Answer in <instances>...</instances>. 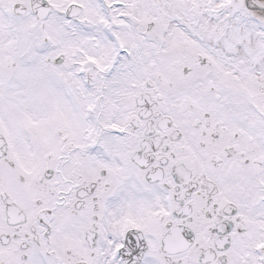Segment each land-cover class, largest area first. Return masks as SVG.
I'll use <instances>...</instances> for the list:
<instances>
[{"label": "snow or ice", "instance_id": "1", "mask_svg": "<svg viewBox=\"0 0 264 264\" xmlns=\"http://www.w3.org/2000/svg\"><path fill=\"white\" fill-rule=\"evenodd\" d=\"M0 264H264V0H0Z\"/></svg>", "mask_w": 264, "mask_h": 264}]
</instances>
